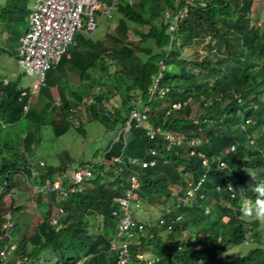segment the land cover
<instances>
[{
	"label": "trees",
	"instance_id": "1",
	"mask_svg": "<svg viewBox=\"0 0 264 264\" xmlns=\"http://www.w3.org/2000/svg\"><path fill=\"white\" fill-rule=\"evenodd\" d=\"M158 1L117 0L114 31L106 25L105 32L95 39L77 33L74 45L83 46L80 53L84 60L79 75L88 83L86 117H82L81 107L75 108L65 118V125L60 129L55 125V132L63 133L70 125L82 131L85 120H98L106 127L122 126L133 107L131 91L139 92L146 100L162 62L165 67L161 82L170 89L163 96L151 98L148 122L165 127L176 136L199 137L201 141L168 148L164 140L149 139L144 129L132 127L130 132L144 137L143 145L129 147L120 130L117 138L103 148L98 161H81L73 167L45 161L41 166L40 160H32L31 153L39 139L32 131L23 135L21 149L17 140L12 143L5 138L0 145V246L10 236L16 247L9 259L0 264H18L16 259L24 257L28 264H76L84 256L81 264H118L117 253L110 248L117 226L112 215L117 207L113 196L124 194L134 171L139 174L140 186L133 203L147 202L160 210L156 222L149 225L142 221L144 232L129 241L135 260H140L136 255L139 247L147 244L153 248L146 255L153 259L151 264H264V248L260 245L241 255L227 250L248 236L260 242V222L242 218L239 202L242 196L255 199L248 173L255 174L257 181L264 180V26L252 20L255 0L195 3L185 18L209 25L210 31L192 37L188 44L192 48L190 56L175 59L168 54L171 32L162 15V10L173 7L175 0ZM28 12L25 0H12L0 7V19L18 23ZM129 29L138 35L137 40L128 38ZM219 46L224 54L214 53ZM22 89L18 78L4 83L0 77V119L5 124L22 117L28 97L21 95ZM162 100L165 103L160 107L158 102ZM184 100L187 101L179 108L172 107L174 102ZM108 102L111 109L106 106ZM194 103L199 104L197 116H191ZM193 117L200 121L195 123ZM150 148L156 149L157 154L153 155ZM131 156L156 161L142 166L130 163ZM203 156L208 164L202 163ZM223 161L232 164L221 165ZM84 162H92L94 167L92 175L81 184L82 190L69 191L60 198L54 189H36L37 202L46 205V209L31 230L26 227L29 222L17 215L23 204H14L13 198L8 203L4 200L14 191L18 174L30 186L56 177L66 184ZM32 168L38 169L36 175ZM200 177L201 185L194 188ZM172 185L178 186L176 193ZM188 188H194L193 193L184 202ZM53 203L57 209L62 207L55 223L50 221L54 216ZM5 212L10 213L12 220L8 229L2 227ZM97 218L100 221L96 222ZM159 229L164 230L166 238L158 235ZM185 230L189 233L184 239ZM47 251L54 255L47 256ZM146 256L139 264H145Z\"/></svg>",
	"mask_w": 264,
	"mask_h": 264
},
{
	"label": "built area",
	"instance_id": "2",
	"mask_svg": "<svg viewBox=\"0 0 264 264\" xmlns=\"http://www.w3.org/2000/svg\"><path fill=\"white\" fill-rule=\"evenodd\" d=\"M129 3L132 0H127ZM209 0H176L179 6L168 8L163 11V18L168 23V30L174 32L180 20L185 18L189 10L195 3L200 5L207 4ZM115 9V2L103 3L100 0H34L31 10L28 12L27 21L28 29L20 37L18 47V62L28 76L32 77L30 84L23 88L21 95H28L26 102L23 104V111H26L29 106L30 97L42 85L45 84L46 72L54 66L60 59V56L68 52L69 45L75 43V34L77 31L85 34L90 33L98 25V20L101 15L110 16L112 10ZM165 64L160 62L159 70L155 73L152 83L148 88V98L143 99L139 92H132L133 107L129 110L128 116L125 119L121 131L123 133L130 132L132 127L144 129V133L149 139H162L165 141L167 147L174 145H194L201 141L199 137L184 138L176 136L169 129L160 125L145 124L149 119L150 104L149 101L154 96L165 95L170 86L161 82L162 69ZM187 100L182 102H174L172 107L179 108L185 104ZM168 112V111H167ZM196 123L200 121L198 118L193 117ZM153 155L157 154V150L150 148ZM192 152V151H191ZM119 159V158H117ZM156 158L150 161L142 160L138 156H131L130 163H140L142 166L147 164H154ZM203 164H208L207 157L203 156ZM39 164L44 165V161L40 160ZM221 165H225L221 162ZM94 163H85L77 167L70 178L65 184L62 178L56 177L51 182L35 183L34 187L40 191L54 189L61 195L66 197L69 191H80L83 189V181L92 175V168ZM38 169L32 168V174H37ZM139 174L137 171L132 172L128 179V187L122 195L113 196L117 207L112 210L113 217L116 218V235L110 242V248L114 249L117 253L116 262L118 264H126L127 262H134L139 264V260H135L129 250V242L123 240L122 237H130L143 233L144 224L138 220L131 212V202L137 197V190L139 189ZM203 177H200L197 182L201 185ZM193 188V189H194ZM192 188L187 189V195L193 193ZM2 187H0L1 194ZM62 211V207H58ZM3 228H10L12 220L9 212L3 215ZM179 218V216H177ZM56 216L51 217V222L55 223ZM16 247L15 241L9 238L0 246V261L6 262ZM137 256H140L138 253ZM86 259L77 261L76 264H81ZM18 264H28L26 257L16 259Z\"/></svg>",
	"mask_w": 264,
	"mask_h": 264
},
{
	"label": "rangeland",
	"instance_id": "3",
	"mask_svg": "<svg viewBox=\"0 0 264 264\" xmlns=\"http://www.w3.org/2000/svg\"><path fill=\"white\" fill-rule=\"evenodd\" d=\"M24 1V0H23ZM26 5H32L33 0H25ZM163 2V0H162ZM160 3V0L158 1ZM254 9L252 11V20L254 22H257L256 24L260 27L264 26V0H255L253 2ZM118 17V13L116 11L112 13L111 17H107L104 15H101L98 20V25L95 28V30H92L87 35L91 37L92 39L97 38L99 35L101 36L105 32L106 25L108 26L109 31H114V26L116 24V20ZM134 25V24H133ZM180 25V26H179ZM176 28L174 32H171L170 36V43L167 46L168 54H170L172 59L187 55L190 56L192 54V48L189 43L192 41L193 36H204L207 35L210 31L209 25L196 21V20H190V19H184ZM136 27H140L143 29L146 28L143 25H137ZM76 32L75 38L77 36ZM128 38L130 40H137L138 35L134 33L131 29L128 31ZM224 50L222 46L216 47L214 50L215 54L220 55L221 53L224 54ZM175 68V67H174ZM22 68L17 62L16 56L11 53L10 51H6L4 53H0V75H7L11 78H14V74L20 73L22 76V81L26 83L31 76L25 75L21 72ZM24 74L25 79H24ZM29 78V79H28ZM46 82V81H45ZM38 90L34 93L37 94ZM135 92V91H131ZM264 99V94H263ZM116 98V96H115ZM162 98V97H161ZM157 99V98H155ZM154 99V100H155ZM165 101L162 100L161 102H158L159 106H164ZM157 104V103H156ZM157 104V105H158ZM106 106L111 109V103H106ZM158 108V107H157ZM199 110V104L194 103L193 104V113L191 116H194L197 114L195 111ZM80 111L82 113V117H86V107L85 104L80 108ZM80 113V114H81ZM154 115V113H153ZM152 115V118H153ZM151 116V115H150ZM73 118V117H72ZM32 120V124L34 125L35 120L31 119L27 116H22L18 121L12 124H8L5 128H2V133L0 134V145H2L3 140H6L7 134H9V131L12 132L10 137L12 139H7L13 141L12 143L16 142L17 140L19 148L21 149V140L22 138L19 136L22 133H25L26 131L31 130V127L29 128L26 126L29 121ZM85 120V119H84ZM74 121L76 119L74 118ZM41 122V121H40ZM40 122H38L40 124ZM151 124L150 122H145V124ZM40 139L34 144V148L31 153V159L34 161H38L40 159H45L48 164L53 165H68V166H75L81 161H87V160H93L98 161L101 157V152L103 148L107 145V143L110 140H115L117 138L118 132L122 129V126L119 124L112 127H106L102 122L98 120H85L82 124L83 130L80 131L77 128H75L74 125L68 126L65 132L56 134L55 129L53 128V124L51 123H42L40 124ZM125 140L129 147L134 148L143 145L144 137L137 133V132H126L125 133ZM224 164L231 166L232 162L230 161H223ZM86 163V162H84ZM242 164V163H240ZM20 175L18 174V177ZM20 178V177H19ZM21 180V179H18ZM22 185V186H21ZM20 187V188H19ZM178 190L177 185H172V191L173 193H176ZM60 198L61 195H59ZM189 196L187 195L185 197L184 202H187L189 200ZM10 198H13L14 204H23V209L20 210L17 215L22 218L23 220H26L29 222V225L26 226L27 229L30 230L36 224L38 221L42 219V212L46 209V205L38 204L37 202V191L34 186L28 187L27 183L26 185L22 184V181H17L16 187H14V191L12 192L11 196L10 194H7L4 197V200L6 203L10 201ZM245 201H254L249 198H240L239 202L242 204ZM147 202H144L143 205L139 202H135L131 206V210L133 211L134 215L143 220V222L148 223L149 225H152L156 222L157 218L160 216V210L156 206H148ZM57 204L53 203L52 207V213L54 216L59 215L57 211ZM146 214V216H144ZM213 217V216H212ZM227 217H223V220L225 221ZM255 218H251L247 220H253ZM100 221L99 218H97L98 222ZM25 227V228H26ZM258 240L261 243V246L264 248V223H260L258 225ZM158 235L161 238H166V233L164 230L159 229ZM184 239L188 235L189 232L186 230L182 232ZM247 243H240L238 245H230L227 249L228 252L234 253V254H244L247 249L255 247V243L257 240H254V238L248 236L246 237ZM246 244V245H245ZM153 251V248L151 246H148L147 244L141 245L138 249V256L143 261V254L146 256L147 254H150ZM47 256H53L54 254L50 251L46 252ZM152 258H148L146 256V259L144 260V263L151 264L153 261Z\"/></svg>",
	"mask_w": 264,
	"mask_h": 264
},
{
	"label": "crops",
	"instance_id": "4",
	"mask_svg": "<svg viewBox=\"0 0 264 264\" xmlns=\"http://www.w3.org/2000/svg\"><path fill=\"white\" fill-rule=\"evenodd\" d=\"M9 1H12V0H0V7L7 5ZM116 1L117 0H111L109 2V3L115 2V9L112 10V13H114L117 8ZM133 1L135 0H132V2ZM174 3L175 5L173 7L178 5L176 0L174 1ZM26 7L29 8V11H30L32 8V5L31 7L30 5L28 6L26 5ZM173 7L166 6L162 10V15L165 9L173 8ZM253 9H254V6H253ZM112 13L110 16H107V17H111ZM27 29H28L27 16H25V19L20 20L18 23H15L14 21H2L0 19V49L3 51L1 53L10 51L16 56L17 62H18V47L20 43V37L26 32ZM82 50H83L82 45L79 46L77 44V46H75L74 43L69 45L68 52L63 53L60 56L59 61L54 66H52L50 69L47 70L46 79H45L46 82L44 85L40 87L37 94L31 95L28 109L26 111H23V107H22V113H23L22 116H27L34 120L36 119L34 122L35 123L34 125L32 124V120H31L28 122L26 126H28L29 128L31 127V130L29 131L34 132L37 139L38 138L40 139L39 132L41 129V126L38 122L41 121L43 123H51L53 124L54 129L55 127H57L55 126L57 124L59 125L58 128L60 129L61 126L65 125L64 124L65 118L70 117V115L73 112V109L80 108L85 104V101L87 99L86 91L88 90V83L83 81L79 75L84 65L83 64L84 60H82L83 58L81 57V53H80ZM21 72L24 73L23 70H21ZM25 75L23 76L24 79H25ZM13 76L14 78H11L7 75H2V76L0 75V77H2L4 80V83H7L9 80H14L18 78L19 86H22L23 88L27 87L32 80V78L30 79L28 78L29 80L26 83H24L22 81V76L20 73L18 74L15 73ZM89 99L91 100L92 96ZM65 104H66V107L63 108V105ZM7 125L8 124H5L0 119V126H1L0 134L2 133V128H5ZM25 133H22L19 136L22 138ZM11 134L13 133L9 131V134H7L6 138L11 139L12 138L10 137ZM40 160H43L47 163V161L43 158ZM19 177H17V179H21V180H18V181L20 182L22 181V184L26 185L24 178L22 176H19ZM56 194L58 193L56 192ZM59 195L60 194H58V196ZM131 203L133 204V200ZM135 217L138 220L143 221L137 216ZM132 238H135L134 235L130 237H127V236L122 237L123 240H126L128 242L132 240ZM144 256L145 255L143 254V257Z\"/></svg>",
	"mask_w": 264,
	"mask_h": 264
},
{
	"label": "clouds",
	"instance_id": "5",
	"mask_svg": "<svg viewBox=\"0 0 264 264\" xmlns=\"http://www.w3.org/2000/svg\"><path fill=\"white\" fill-rule=\"evenodd\" d=\"M248 175L252 181L251 190L255 193V199L254 201L243 202L240 207V213L242 218H255L260 223H264V180L257 181V177L253 173H248ZM241 243H247L246 238ZM255 245L261 246V243L256 242Z\"/></svg>",
	"mask_w": 264,
	"mask_h": 264
}]
</instances>
